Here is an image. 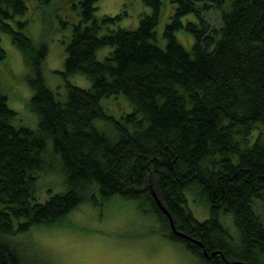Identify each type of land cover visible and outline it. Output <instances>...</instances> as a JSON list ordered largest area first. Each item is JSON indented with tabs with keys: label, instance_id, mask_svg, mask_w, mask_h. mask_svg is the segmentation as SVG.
<instances>
[{
	"label": "trees",
	"instance_id": "16d2710c",
	"mask_svg": "<svg viewBox=\"0 0 264 264\" xmlns=\"http://www.w3.org/2000/svg\"><path fill=\"white\" fill-rule=\"evenodd\" d=\"M141 1L152 13L130 29L120 26L126 11L98 18V0H69L78 21L66 46L63 99L46 82L47 46L23 20L32 4L50 10L62 0H0V33L24 58L37 118L36 129L18 126L0 87V264H42L20 235L116 197L155 216L164 238L184 242L204 264H229L222 255L264 264V0H171L163 39V1ZM214 8L218 26L209 19ZM6 56L0 44V64ZM75 75L91 87L71 84ZM120 96L126 108L110 115L111 102L124 105L112 101ZM45 174L61 178L64 190L40 202ZM152 192L177 231L204 248L173 233ZM191 201L205 208L202 220ZM203 250L221 254L208 260Z\"/></svg>",
	"mask_w": 264,
	"mask_h": 264
},
{
	"label": "rangeland",
	"instance_id": "374dc122",
	"mask_svg": "<svg viewBox=\"0 0 264 264\" xmlns=\"http://www.w3.org/2000/svg\"><path fill=\"white\" fill-rule=\"evenodd\" d=\"M162 1L165 14L158 26V37L163 39L167 15L174 11V6L171 0ZM53 4L50 10L39 9L32 4L28 16L23 20L29 22L28 35L35 42L47 46L48 56L43 63L46 82L51 90L64 99L67 87L62 73L65 70L66 46L71 40L72 25L78 21V16L69 0ZM96 7L98 18L115 17L126 11L120 26L130 29H136L141 17L152 13L141 0H98ZM209 19L213 26H218L219 11L214 8L209 13ZM178 38L186 46L193 44L192 39L188 40L184 33H179ZM0 44L7 54L0 64V87L8 95L9 107L18 113L20 122L17 125L36 129V115L28 107L32 91L26 82L28 69L24 58L12 44L9 34L0 33ZM108 52L103 50L98 58L103 60ZM68 81L82 89L91 87V82L82 75L72 76ZM113 100L123 102L124 105L111 102L115 114L109 108L107 112L120 116L122 108H126V100L122 96ZM129 112L131 108L124 111V114ZM60 179L55 174H45L40 178L37 196L40 202L64 190ZM190 206L198 220L205 217V208L200 203L193 202ZM162 227V223L152 214L140 213L135 202L116 197L104 205L84 204L61 225L33 228L29 234L20 235L18 239L20 245L27 249L29 257L40 260L42 264H204L201 256L194 254L184 242L164 238ZM229 227L234 231L231 222ZM214 252L208 253V256L203 255L209 260L214 257ZM221 258L229 264H245L238 260L232 262L234 260L230 261L225 255Z\"/></svg>",
	"mask_w": 264,
	"mask_h": 264
},
{
	"label": "water",
	"instance_id": "95a60500",
	"mask_svg": "<svg viewBox=\"0 0 264 264\" xmlns=\"http://www.w3.org/2000/svg\"><path fill=\"white\" fill-rule=\"evenodd\" d=\"M152 193H153V196H154V198H155V200H156V202H157L158 207H159V208H160V209H161V210L167 215V217L170 219V222H171L172 229H173L174 233H176V234L178 235V237H180V238H182V239H187V240H189V241H191V242H194L195 244H197V245H199V246H201V247L204 248V245H203L200 241L195 240L194 238H192L191 236H189V235H187V234H185V233H182V232L177 231V229H176L175 226H174V222H173V220H172V217H171L170 213H169L168 210L163 206V204H162L161 200L159 199V197L157 196V194H156L155 192H152ZM203 254L206 255V256H208V253H207L206 251H204ZM212 255H213V256L217 255V252H214Z\"/></svg>",
	"mask_w": 264,
	"mask_h": 264
}]
</instances>
